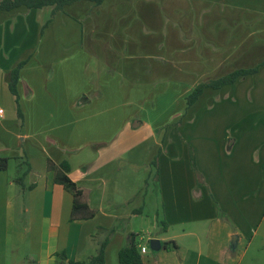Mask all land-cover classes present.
<instances>
[{"label": "crops", "instance_id": "1", "mask_svg": "<svg viewBox=\"0 0 264 264\" xmlns=\"http://www.w3.org/2000/svg\"><path fill=\"white\" fill-rule=\"evenodd\" d=\"M23 62L21 119L9 84ZM263 62L264 0L0 12V158L9 159L0 170V264L88 262L107 240L104 264H119L131 234L147 247L144 264H264V65L207 89L201 124L186 103L200 82ZM246 97L248 131L210 124L209 112L235 111ZM49 159L69 163L94 218L71 221L73 194L55 182Z\"/></svg>", "mask_w": 264, "mask_h": 264}, {"label": "trees", "instance_id": "2", "mask_svg": "<svg viewBox=\"0 0 264 264\" xmlns=\"http://www.w3.org/2000/svg\"><path fill=\"white\" fill-rule=\"evenodd\" d=\"M81 1H90L97 5H101L105 0H0V12L13 11L22 7L28 9H40L47 6H55V12L61 11L67 5L74 4ZM24 62L20 63L11 74V82L9 88L11 93L16 97V103L18 107V116L23 119V114L20 108V94L18 91L19 81L21 79V69L23 68ZM264 65V62L261 65H258L252 69H238L231 72L228 75L220 77L209 82H200L197 84L193 91L186 99L187 107L194 106L202 97L207 89L221 90L226 86L236 84L240 80L259 73L260 68ZM182 121L176 123V125L181 124ZM191 162L194 168L196 169L195 153L191 150ZM9 159L0 158V170L4 171L8 168ZM156 166L155 178L159 177L158 170V158L154 161ZM48 170L54 173V180L56 183L64 186L68 191L73 194V208L71 214V221H80V220H90L94 218L97 214V211L92 209L90 205L84 199V191L74 182L69 173L71 171L70 165L67 162L62 164H56L53 160H48ZM25 174L17 179V182L23 184ZM139 235L131 234L128 243L120 250L119 252V264H144V259L142 252L139 248L138 242ZM108 240L105 241L98 254L92 257L88 262L86 261H69V264H104L105 263V250L107 247ZM170 243H165V246H168ZM60 259L66 260V253L62 252L58 254Z\"/></svg>", "mask_w": 264, "mask_h": 264}, {"label": "rangeland", "instance_id": "3", "mask_svg": "<svg viewBox=\"0 0 264 264\" xmlns=\"http://www.w3.org/2000/svg\"><path fill=\"white\" fill-rule=\"evenodd\" d=\"M252 85L253 86V83H250V81L247 83L246 87ZM257 86H259V82L257 84ZM245 87V88H246ZM13 96V99H14V95L12 94ZM6 103H8V101H5ZM14 103L16 105V108L15 110L17 109L18 111V107H17V103H16V97L14 99ZM197 104V105H196ZM195 104V108H198L196 109V111H194V113L192 114L194 119H196V116L198 115V119H197V124H201V117H200V108H201V103H200V100L199 102H197ZM232 104L231 102L227 103V105H230ZM23 101H21V96H20V108H21V112L23 114V117H24V109L25 107H23ZM3 109H7V106L5 105L4 103V100H3ZM249 102H248V98H244L242 99L238 104L235 105V111L230 109V110H226L225 112H223L222 114L220 115H217L216 114V110L215 111H211L209 112V114H207L209 117H210V124L212 125H217V126H221V124L223 125H232L231 126V130H232V134L235 135L237 133V131L239 130V133L240 135L246 131H248V129L250 128L249 126V119H248V111H249ZM199 111V112H198ZM182 122L183 121V117L180 119ZM261 129L264 128V124L263 126L260 127ZM250 131V130H249ZM259 134H262V130L261 132H259ZM244 136H248V134H245ZM263 138V137H262ZM257 143L259 145V140H257ZM262 147L258 146V149H257V155L260 156L261 153H262ZM256 152H254V155L256 154ZM190 163L192 165V162L190 160ZM198 164H197V168H198ZM197 168L195 169L194 166L192 165V170L194 172V174H197L199 173L197 171ZM199 169V168H198ZM264 172V170H263ZM199 176V175H198Z\"/></svg>", "mask_w": 264, "mask_h": 264}, {"label": "water", "instance_id": "4", "mask_svg": "<svg viewBox=\"0 0 264 264\" xmlns=\"http://www.w3.org/2000/svg\"><path fill=\"white\" fill-rule=\"evenodd\" d=\"M236 239H237V237L235 236L234 241H233L234 246L236 245ZM150 248L153 251H160L162 248V242L159 239H152L150 242Z\"/></svg>", "mask_w": 264, "mask_h": 264}, {"label": "built area", "instance_id": "5", "mask_svg": "<svg viewBox=\"0 0 264 264\" xmlns=\"http://www.w3.org/2000/svg\"><path fill=\"white\" fill-rule=\"evenodd\" d=\"M0 113H1V114L3 113L2 110L0 111ZM140 250H141L142 253H146V252H147V247H146V246H142V247L140 248Z\"/></svg>", "mask_w": 264, "mask_h": 264}]
</instances>
